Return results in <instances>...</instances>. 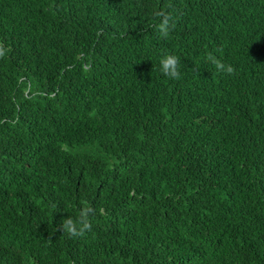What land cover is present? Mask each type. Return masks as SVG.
Segmentation results:
<instances>
[{"label":"trees","instance_id":"1","mask_svg":"<svg viewBox=\"0 0 264 264\" xmlns=\"http://www.w3.org/2000/svg\"><path fill=\"white\" fill-rule=\"evenodd\" d=\"M0 46V264H264V0H0Z\"/></svg>","mask_w":264,"mask_h":264},{"label":"clouds","instance_id":"2","mask_svg":"<svg viewBox=\"0 0 264 264\" xmlns=\"http://www.w3.org/2000/svg\"><path fill=\"white\" fill-rule=\"evenodd\" d=\"M153 17L158 19L156 28L161 37L167 38L170 35L169 17L165 15L163 11L153 10ZM162 18V19H161ZM7 54V50L0 46V57ZM206 62L214 67L216 72L232 75L235 72V68L232 64L225 63L222 59L218 58L215 52H208L205 56ZM159 68L162 75L168 77L171 80H179L181 78L180 71V58L172 53H164L159 59ZM63 228L71 235H81L89 228L85 213L81 214L79 221H74L72 218H66L63 223Z\"/></svg>","mask_w":264,"mask_h":264}]
</instances>
